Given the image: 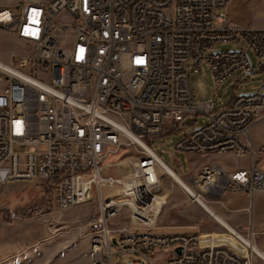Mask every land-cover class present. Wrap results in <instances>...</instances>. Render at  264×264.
Listing matches in <instances>:
<instances>
[{
	"label": "built area",
	"instance_id": "2783aa9c",
	"mask_svg": "<svg viewBox=\"0 0 264 264\" xmlns=\"http://www.w3.org/2000/svg\"><path fill=\"white\" fill-rule=\"evenodd\" d=\"M230 2L46 0L0 7V28L25 48L0 59V194L8 185L41 181L53 207L67 211L95 192V232H106L109 250L93 234L91 264H255L208 234L156 231L163 207L158 196L171 176L146 141L161 135L167 122L204 118L175 150L250 155L239 137L264 117V91L237 95L216 109L211 101L196 102L191 87V73L205 64L222 84L240 72L255 73L251 52L264 60V29L233 24ZM61 10H68L67 18H60ZM226 44L233 48H220ZM120 151L136 156L128 172L120 163L112 175L107 160ZM139 156H147L145 167H138ZM182 180L188 187L181 189L199 204L229 190L250 199L264 194L257 162L235 171L205 165L198 177ZM112 189H120L119 198H110ZM123 191L143 199L144 207L121 201ZM142 227H149L148 237L136 236ZM247 231L253 242L251 224Z\"/></svg>",
	"mask_w": 264,
	"mask_h": 264
},
{
	"label": "rangeland",
	"instance_id": "374dc122",
	"mask_svg": "<svg viewBox=\"0 0 264 264\" xmlns=\"http://www.w3.org/2000/svg\"><path fill=\"white\" fill-rule=\"evenodd\" d=\"M29 1L46 0H0V7L16 10L20 4ZM227 12L241 26L264 28V0H233L230 9L227 7ZM220 48L230 50L233 45H221ZM24 51L22 41L0 28V59L7 61L13 54ZM250 56L255 73L240 72L222 84L216 83L206 64L201 72L191 73V87L196 102L211 101L218 109L237 95L264 91V60H258L252 52ZM204 122V118L196 117H190L182 124L167 122L161 135L146 138L153 150L181 179L198 177L204 165L235 167L250 162L247 158L238 159L232 153L201 155L175 150L179 141ZM252 152L251 148L250 153ZM135 156L134 151H120L112 155L107 160L114 165L110 174L119 173L117 164L120 163H123L124 169L130 170L125 165ZM261 167L264 169V162ZM164 193L167 194V199L157 222V232L178 233L188 229L190 232L208 234L214 241L226 243L235 251L249 255V249L241 241L228 234L168 177L162 182L160 194ZM125 196H121V201ZM128 201L130 204L134 203L133 198ZM210 206L217 207L222 217L245 237L248 224L253 221L258 230L253 242L264 248V212L255 211L256 203L249 197L229 191L218 200L210 201ZM99 213L98 196L95 192L88 202L60 211L53 207L50 195L41 181L6 186L0 194V264H91L90 240L93 234L98 233L95 232L97 228L94 223ZM121 224L129 228L131 223L123 221ZM139 231L145 232V229ZM252 257L255 264H264L259 257ZM115 264H118L117 259Z\"/></svg>",
	"mask_w": 264,
	"mask_h": 264
},
{
	"label": "bare ground",
	"instance_id": "6f19581e",
	"mask_svg": "<svg viewBox=\"0 0 264 264\" xmlns=\"http://www.w3.org/2000/svg\"><path fill=\"white\" fill-rule=\"evenodd\" d=\"M32 4H33V1L22 3V5H32ZM67 17H68V10H61L60 11V18H67ZM137 140H138V142L140 144L145 145L147 147V145L145 143H143L140 139H137ZM241 143L244 144L242 141H241ZM147 148L151 151V153L156 155L149 147H147ZM156 157H158V156L156 155ZM158 159H159V157H158ZM159 160H160V163L163 165V167L166 169V171L171 176V179H173V181L175 183L181 184V185H183L185 187H188L185 184V182L181 179V177H179L161 159H159ZM145 163H147V156H139V158H138V167H145ZM125 166H128V168H130L128 164H126ZM218 168H220V167L218 166ZM122 170L125 173L128 172V170L124 169V167H123ZM119 194H120V189H112L110 191V198H116V196H118ZM124 194H126V196ZM121 196H125L123 201H127L129 206L136 207V208H143L144 207V200L140 199V198H135V194L134 193H130V191H123L121 193ZM132 198L134 199V203L130 204L128 199L131 200ZM166 199H167V194L166 193H164L163 195L160 194L158 196L157 203L162 202V204L164 206V202H165ZM197 204L200 205L201 207H204L203 209L210 215V217H212L215 221L219 222L225 229H227L233 235H235V237L237 236V237H239L241 239L239 241H241L250 251L249 255H245V256H254L255 255V256L259 257V259H261L264 262V251L261 248H259L257 245H255L251 240H249L246 237H244L241 233L236 231L218 213H216L212 208H210L211 207L210 204L206 203L204 200H201V204H199V203H197ZM108 207H116V200H108ZM162 210H163V207H162ZM158 219L156 220V224L158 222ZM136 236L148 237L149 236V231L145 230V232H136ZM94 241L95 242H102V250H109V241H106V232H98L96 235H94Z\"/></svg>",
	"mask_w": 264,
	"mask_h": 264
},
{
	"label": "crops",
	"instance_id": "0c3cea01",
	"mask_svg": "<svg viewBox=\"0 0 264 264\" xmlns=\"http://www.w3.org/2000/svg\"><path fill=\"white\" fill-rule=\"evenodd\" d=\"M233 3V0H231V2L229 3L228 5V8L230 9V6L232 5ZM229 14V13H228ZM229 18L231 20V22L235 25H239L235 19H232L230 17V14H229ZM241 26V25H239ZM247 27V26H245ZM252 27V26H251ZM259 29H264V28H259ZM240 140L248 145L250 147V149L252 148L253 149V152L250 153V155L247 157V160H250V162H248L246 165H240V166H235V167H228V166H225V165H222V164H211V165H215V166H219L221 169H223L224 171H235L239 168H246V167H249L252 162H257L258 163V166L260 168L261 165L263 164L264 162V117L254 123L250 130H249V134L248 135H240ZM205 166V165H204ZM203 168V167H202ZM202 168L200 169L199 173L201 172ZM263 169V168H262ZM192 177H195V176H192ZM173 180V179H172ZM174 182V181H173ZM177 184V183H176ZM180 186V184H177ZM229 191H234V190H229ZM227 191V192H229ZM226 192V193H227ZM236 192V191H235ZM237 193H240V194H243L245 196H247L246 194L242 193V192H237ZM225 194V193H224ZM223 194V195H224ZM263 194H256L254 196L253 199H251L253 201V203H256V207H255V211H261V212H264V197L262 196ZM248 197V196H247ZM198 205V204H197ZM203 211H205L203 208L204 207H201L200 205H198ZM210 207V206H209ZM212 208L216 213H218L221 217L222 215L220 214L218 208L216 207H210ZM206 212V211H205ZM207 213V212H206ZM208 214V213H207ZM209 215V214H208ZM210 216V215H209ZM223 218V217H222ZM228 224H230L232 226V224L227 221L225 218H223ZM217 222V221H216ZM221 227H223L219 222H217ZM250 224L253 226L255 232H256V235L254 238H256V236L258 235V230L256 228V225L253 221L250 222ZM250 224H248L250 226ZM233 227V226H232ZM224 228V227H223ZM234 228V227H233ZM139 229H145V230H148L149 231V227H142V228H137L136 229V232H140ZM225 229V228H224ZM235 229V228H234ZM228 234L232 235L235 237V235H233L230 231H228L227 229H225ZM236 230V229H235ZM238 231V230H236ZM239 232V231H238ZM240 233V232H239ZM237 238V237H235ZM260 248V247H259ZM263 251H264V248H261Z\"/></svg>",
	"mask_w": 264,
	"mask_h": 264
},
{
	"label": "water",
	"instance_id": "95a60500",
	"mask_svg": "<svg viewBox=\"0 0 264 264\" xmlns=\"http://www.w3.org/2000/svg\"><path fill=\"white\" fill-rule=\"evenodd\" d=\"M263 89H264V87H263ZM113 243H114V244H117L115 239L113 240ZM179 252H181V250H180Z\"/></svg>",
	"mask_w": 264,
	"mask_h": 264
},
{
	"label": "snow or ice",
	"instance_id": "6c2138e0",
	"mask_svg": "<svg viewBox=\"0 0 264 264\" xmlns=\"http://www.w3.org/2000/svg\"><path fill=\"white\" fill-rule=\"evenodd\" d=\"M82 51V50H81Z\"/></svg>",
	"mask_w": 264,
	"mask_h": 264
}]
</instances>
